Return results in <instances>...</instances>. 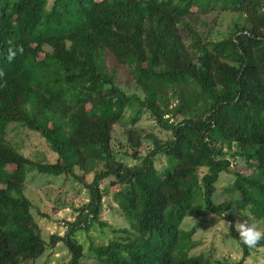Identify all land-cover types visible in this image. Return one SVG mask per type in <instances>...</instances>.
Here are the masks:
<instances>
[{
    "label": "trees",
    "instance_id": "trees-1",
    "mask_svg": "<svg viewBox=\"0 0 264 264\" xmlns=\"http://www.w3.org/2000/svg\"><path fill=\"white\" fill-rule=\"evenodd\" d=\"M224 13L246 23L214 40ZM120 67L136 92L117 82ZM0 72V264H52L61 244L66 264H84L77 234L108 226L100 214L109 189L130 228L90 245L97 264H211L194 251L196 229L184 228L203 215L230 222L244 260L264 249V240L240 241L231 213L244 210L264 230V0H0ZM12 125L39 134L56 160L23 153ZM31 172L88 190L64 233L44 232L35 211L50 217L25 193ZM225 172L238 197L216 202Z\"/></svg>",
    "mask_w": 264,
    "mask_h": 264
},
{
    "label": "rangeland",
    "instance_id": "rangeland-1",
    "mask_svg": "<svg viewBox=\"0 0 264 264\" xmlns=\"http://www.w3.org/2000/svg\"><path fill=\"white\" fill-rule=\"evenodd\" d=\"M217 16V12H213L204 16V18L212 21ZM245 23L246 17L243 14L224 13L219 17L218 25L212 34V39L218 40L228 37L234 25H243ZM107 60L112 66L116 63L112 57H109ZM118 70L117 82L126 90L136 92L134 79L129 70L124 67H120ZM140 123L149 131H159V127H156L148 116H144ZM13 127L14 125H12L8 137L23 153L33 159L56 160V153L52 151L47 141L39 134L25 128L14 129ZM121 134L122 130L119 127L115 137L118 142L122 138ZM120 157L130 163L134 162L131 157ZM231 161L232 165H234L232 166L233 170L238 169L247 172V166L239 162L238 158H231ZM109 180L103 181L101 184L102 189L108 187ZM233 180L234 174L232 172L221 174L214 197L216 202L230 199L234 201L237 199V194L227 190ZM27 185L25 190L26 195L39 207L40 211L47 213L50 217H42L35 211V215L38 217L46 234H53L56 231L64 233L61 226L63 221H73L78 214L77 209L88 203L90 198L89 192L83 183L75 182L72 179L66 180L64 176L54 177L42 175L38 172H31L28 175ZM231 213L235 218V223L237 221L241 223L247 221L249 224H256L258 227L262 225L260 220L246 213L244 210L236 208V206ZM100 216L103 220L107 221L108 226L100 227L96 224L89 232L80 230L77 234L78 240L85 245L86 258L84 259V264H97V261L93 258V253L90 251L91 244L94 246L107 244L116 237L115 229L118 230L122 227L130 228L129 223L120 214L110 189L103 199V209ZM184 228L196 229L193 238L198 240L199 244L194 251L204 252L212 262L211 264H233L240 261H244V264H262L264 262V249H251L249 255L244 260V247L232 237L230 222L224 218L214 215L187 218ZM236 232L238 231L236 230ZM117 234V237L120 238V234ZM68 260L69 253L63 244L54 251L52 256H48L46 259L48 263L52 264H66Z\"/></svg>",
    "mask_w": 264,
    "mask_h": 264
},
{
    "label": "clouds",
    "instance_id": "clouds-1",
    "mask_svg": "<svg viewBox=\"0 0 264 264\" xmlns=\"http://www.w3.org/2000/svg\"><path fill=\"white\" fill-rule=\"evenodd\" d=\"M22 51V49H21ZM15 53L10 55V59ZM4 73L0 72V77H3ZM235 228L239 233L240 241L249 248H255L260 244L261 240H264V230H261L256 224H249L247 221L243 223L237 221ZM264 264V262H262Z\"/></svg>",
    "mask_w": 264,
    "mask_h": 264
}]
</instances>
